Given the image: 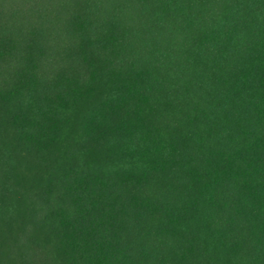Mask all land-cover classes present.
Returning a JSON list of instances; mask_svg holds the SVG:
<instances>
[{
  "label": "trees",
  "instance_id": "trees-1",
  "mask_svg": "<svg viewBox=\"0 0 264 264\" xmlns=\"http://www.w3.org/2000/svg\"><path fill=\"white\" fill-rule=\"evenodd\" d=\"M0 264H264V0H0Z\"/></svg>",
  "mask_w": 264,
  "mask_h": 264
}]
</instances>
